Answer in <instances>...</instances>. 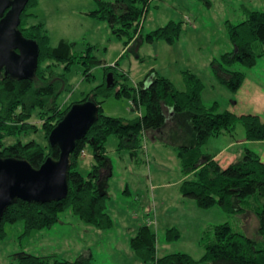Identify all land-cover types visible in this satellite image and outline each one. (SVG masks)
<instances>
[{"label": "trees", "instance_id": "obj_1", "mask_svg": "<svg viewBox=\"0 0 264 264\" xmlns=\"http://www.w3.org/2000/svg\"><path fill=\"white\" fill-rule=\"evenodd\" d=\"M210 5L208 0H203ZM151 0H96L97 7L89 15L105 22L118 37H124V48L140 34L142 18L149 9ZM38 0H28L20 14L18 29L21 34L33 39L38 44L39 55L35 75L31 79H16L0 75V158L23 159L34 168H38L46 157L57 159V145L40 146L35 141L25 143L16 140L5 145L4 139L22 132L35 129L29 120L33 112L42 121L41 129L47 139L52 128L63 118L74 103L91 100L97 104V118L86 134L75 142L69 155L67 173L68 190L65 198L51 202H26L16 200L2 213L0 218V240L7 236V226L21 223V235H36L49 229L60 221V215L69 212L86 226L99 231L112 228L113 220L106 212L107 182L112 175L105 143L109 136L119 140L118 149L128 148L131 152L141 146L143 137L154 132L156 137L169 136L166 143L176 149L184 176L180 184V193L191 199L200 209L219 207L229 214L252 213L256 225L253 235L232 230L227 223L213 227V241L204 247L203 254L194 260L185 253L156 255V235L147 224L140 225L128 245L135 257L143 264H264V163L259 156L245 148L235 161L221 167L210 155L203 154L201 148L210 137L224 131L230 132L237 123L244 129L248 141H264V121L257 115H235L229 111H217V105H204L201 97L203 84L192 72H182L184 91L177 90L172 82L150 69L141 81L128 86L124 79L126 73L115 70L116 61L106 66L102 61L91 56L88 51L83 55L73 52L71 44L61 39L55 47L44 24H28L35 18L27 9L37 5ZM245 19L235 25L226 21L229 41L234 46L230 52L220 55V60H213L211 65L220 85L230 92H235L244 80V73L229 68L238 63L245 68H252L258 57L262 56L264 45V9H252L243 6ZM181 22L168 21L143 35L142 40L154 42L162 40L172 45L180 37ZM61 63L64 72L73 63L84 65L83 76L91 79L90 70L94 65H102L104 80L78 101L61 108L56 98L67 88L65 73H56L54 65L47 64L45 71L42 64ZM112 75V82L106 85V76ZM121 77V78H120ZM109 97H125L131 103L132 110L139 114L131 119L107 116L102 112L101 103ZM90 151L93 163L86 177L78 170L79 158L85 151ZM246 208V209H245ZM180 237L176 228L165 231V240L171 242ZM90 254L80 255L73 262L22 254L18 264H87Z\"/></svg>", "mask_w": 264, "mask_h": 264}, {"label": "rangeland", "instance_id": "obj_2", "mask_svg": "<svg viewBox=\"0 0 264 264\" xmlns=\"http://www.w3.org/2000/svg\"><path fill=\"white\" fill-rule=\"evenodd\" d=\"M208 1L209 6L203 0H151L141 21L140 34L125 48L124 37L116 36L105 22L89 15L97 7L96 0H38L35 7L27 9L35 15L28 20V24L43 23L52 47L61 39H66L77 55L89 50L91 56L106 66H112L117 61L115 71L126 73L120 80L128 86L135 85L150 69H154L169 79L177 90L183 91L182 72L188 70L203 84L201 97L204 105L216 104L220 112L226 110L240 116V111H243V114L260 115L264 119V45L256 44L257 50L262 49V56L256 59L252 68L238 63L229 67L245 75L235 92L228 91L217 82L211 65L213 60H220L222 53L234 49L225 22L235 25L243 21L245 15L241 5L255 7L256 0ZM168 21L182 24L181 35L174 44L169 45L162 40L151 43L142 40L143 35ZM47 64L54 65L43 63V71ZM63 68V64L56 63L53 70L60 74L64 72ZM83 72L84 65L78 62L64 72L67 88L56 98V104L62 109L80 101L104 80L102 65L92 67L89 80L84 78ZM256 85L261 88L256 89ZM101 108L105 115L123 119H131L142 111L141 108L132 110L130 101L125 97H109L101 103ZM29 122L36 126L35 129L7 137L4 144L33 140L42 147L47 146L48 140L41 129L42 121L36 112L32 113ZM243 136L244 129L237 123L231 136L220 133L210 137L201 150L205 155L215 154L232 138ZM168 139L166 134L156 137L154 132H150L143 137L142 148H137V153L130 156L128 148L118 149L116 136L108 137L105 149L112 175L107 182L109 198L106 212L113 220L112 228L96 230L69 212L61 214L60 221L51 228L31 237L21 235V223L7 226V236L0 240V264H18V258L23 253L69 262L80 255L90 254L87 264H141L129 248L128 239L143 224H147L156 235L158 257L180 252L198 260L204 247L213 241V227L220 223L227 222L233 231L253 235L256 221L246 208L241 214L225 213L216 206L200 209L191 199L181 195L180 162L176 149L166 143ZM234 149L225 151V157L231 155ZM92 163V155L86 150L78 164V170L84 177ZM125 184L129 187L127 193L123 192ZM172 227L180 232V237L167 242L165 231ZM85 228L91 231L85 232Z\"/></svg>", "mask_w": 264, "mask_h": 264}, {"label": "water", "instance_id": "obj_3", "mask_svg": "<svg viewBox=\"0 0 264 264\" xmlns=\"http://www.w3.org/2000/svg\"><path fill=\"white\" fill-rule=\"evenodd\" d=\"M28 0H0V75L31 79L38 64L39 48L35 40L24 37L18 29L20 14ZM112 75L106 76V85ZM98 106L91 100L74 103L48 134L49 145H57V159L46 157L34 168L23 159L0 158V218L16 200L26 202L59 201L68 190L69 155L95 122Z\"/></svg>", "mask_w": 264, "mask_h": 264}, {"label": "crops", "instance_id": "obj_4", "mask_svg": "<svg viewBox=\"0 0 264 264\" xmlns=\"http://www.w3.org/2000/svg\"><path fill=\"white\" fill-rule=\"evenodd\" d=\"M256 5L255 7H253L252 5L248 4L246 6H249L251 7L252 9H257V10H260V9H264V0H256L255 1ZM243 6H245V4H242L241 5V10L243 11ZM244 81V80H243ZM218 82V81H217ZM243 83V82H242ZM250 84V83H249ZM185 87V85H184ZM256 89H260L261 87L257 85L255 86ZM185 90V89H184ZM183 90V91H184ZM259 91V90H258ZM262 91V90H261ZM264 92V91H262ZM239 114H243V111H240ZM253 114H257V113H253ZM261 121H264V119L260 116V115H257ZM235 128V127H234ZM234 131V129L230 132H227V131H224L222 132L223 133H226L228 135L231 136V133ZM219 135V134H218ZM232 138V137H231ZM142 145V144H141ZM142 148V146H140ZM232 147H235L233 153L231 155H229L228 157H225V151H227L228 149L232 148ZM228 148V149H227ZM247 148L249 150H252L253 152H255L260 160L264 163V141H248L246 140L245 138V134L243 137H238V139H234L232 138L230 141H228V143H226V145L222 148H220L215 154H211L210 156H212L213 159H215L219 164L220 166L223 164V166H227L229 165L230 163H232L233 161H235L238 157H240V155L242 154L243 150ZM118 150V149H116ZM119 151V150H118ZM130 153V156H134L136 153H137V150L134 151V152H131V150L129 151ZM218 157H221L220 160H218ZM222 167V166H221ZM184 179V176L182 175V179H181V182L182 180ZM123 192L124 193H127L129 192V187L127 184L123 185ZM193 202V201H192ZM193 204L195 205V203L193 202ZM196 206V205H195ZM197 207V206H196ZM198 208V207H197ZM246 221V220H245ZM245 223V222H244ZM256 223V222H255ZM256 225V224H255ZM88 231H91L89 228H85V232H88ZM141 264H143L141 262Z\"/></svg>", "mask_w": 264, "mask_h": 264}, {"label": "built area", "instance_id": "obj_5", "mask_svg": "<svg viewBox=\"0 0 264 264\" xmlns=\"http://www.w3.org/2000/svg\"><path fill=\"white\" fill-rule=\"evenodd\" d=\"M130 105H131V103H130ZM139 114V113H138ZM82 155H83V153H82Z\"/></svg>", "mask_w": 264, "mask_h": 264}]
</instances>
